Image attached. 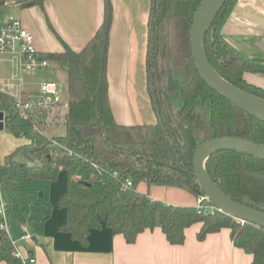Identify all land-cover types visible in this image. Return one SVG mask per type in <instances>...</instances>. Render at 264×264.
<instances>
[{"label":"trees","instance_id":"1","mask_svg":"<svg viewBox=\"0 0 264 264\" xmlns=\"http://www.w3.org/2000/svg\"><path fill=\"white\" fill-rule=\"evenodd\" d=\"M44 0H22L42 6ZM201 0H150L146 52L147 92L156 121L149 125L114 122L107 98L106 56L111 20L110 0H103V21L87 45L74 51L64 45L45 57L67 74L64 107L65 133L52 137L34 130L31 115L24 118L14 99L0 91V110L8 133L24 142L0 160V181L15 189L13 168H22L15 156L31 164L29 178L53 181L66 173L65 191L57 207L65 212L60 230L86 243L91 229L108 227L133 243L146 231L160 228L166 241L181 245L185 230L200 224L197 239L222 228L230 229L236 245L252 255L251 264H264V228L241 222L219 211L174 205L140 193L138 183L174 185L198 195L192 175V155L203 141L240 136L264 145V122L244 112L212 90L199 76L191 53L190 25ZM233 0H227L204 38L207 58L225 80L264 99V87L246 80V73H264V62L238 54L218 34ZM42 116V115H40ZM57 119L51 118V123ZM205 170L231 199L264 211V161L235 151L213 153ZM113 171L117 175L113 176ZM130 179V187L121 185ZM210 202V201H209ZM211 203V202H210ZM0 260L22 264L14 255L11 238L0 230Z\"/></svg>","mask_w":264,"mask_h":264},{"label":"crops","instance_id":"2","mask_svg":"<svg viewBox=\"0 0 264 264\" xmlns=\"http://www.w3.org/2000/svg\"><path fill=\"white\" fill-rule=\"evenodd\" d=\"M110 3L106 76L112 118L125 126L154 124L156 117L147 92L145 67L150 0H110ZM1 14L18 18L33 34L37 50L44 54L60 52L64 45L79 51L101 25L104 3L103 0H44L42 6L25 7L20 1L4 7ZM218 34L238 54L264 62V0H233ZM9 60L13 67L18 64L17 56L0 55V64ZM13 67L10 74H14ZM262 74L255 73V77ZM17 81L9 91H0L10 96L19 90L34 91L23 88L22 78ZM254 82L251 81L262 84ZM5 129L4 126L2 131ZM0 136L10 140L0 145V160L24 142L8 132ZM136 189L168 204L196 206L197 203L196 194L174 185L140 182ZM64 191L65 188L57 193V199L31 227L32 231L22 226L20 235L27 232L30 240H19L20 235L15 239L8 229L9 237L17 240L21 256L34 259L27 264H251L252 255L236 245L230 229L222 228L198 240L200 224L185 230L181 245L168 243L158 227L140 233L133 243H126L121 235L112 234L104 225L91 229L86 243H82L59 229L65 221V212L56 204ZM0 264L5 263L0 260Z\"/></svg>","mask_w":264,"mask_h":264},{"label":"water","instance_id":"3","mask_svg":"<svg viewBox=\"0 0 264 264\" xmlns=\"http://www.w3.org/2000/svg\"><path fill=\"white\" fill-rule=\"evenodd\" d=\"M227 0H201L190 25V47L196 70L212 90L244 112L264 122V99L241 90L221 77L210 64L204 38L214 18ZM4 112L0 110V131L4 129ZM219 151H235L264 161V145L240 136H220L201 142L192 155V175L199 185L198 193L233 218L264 228V211L239 203L226 195L205 170L210 155Z\"/></svg>","mask_w":264,"mask_h":264},{"label":"rangeland","instance_id":"4","mask_svg":"<svg viewBox=\"0 0 264 264\" xmlns=\"http://www.w3.org/2000/svg\"><path fill=\"white\" fill-rule=\"evenodd\" d=\"M12 67L13 63L10 60L1 62L0 89L9 91L14 88L19 77H21L25 83L24 89H33L34 91L39 89L41 81L55 80L62 85L64 89L63 95L66 98L67 74L65 70L60 68L56 63L52 62L48 69L37 71H28L26 69L20 71L18 70V64H16L13 67L14 74H10ZM246 77L250 82L256 81L262 83L258 84L261 86L264 84V74L255 77V73H247ZM7 82L10 83L8 87L6 86ZM64 111L65 110H59L58 113H54L51 118L56 117L57 119L52 123L50 121L49 124L45 123L42 126H38L49 139L64 135ZM0 134H7V130L1 131ZM9 141L7 137L0 136L1 146L8 144ZM15 160L19 163H25V165L22 168L15 167L12 169L11 176L15 182V189H6L1 184V196L4 203L7 205L9 232L11 235H15V239H17L21 231H23L22 226L26 227L29 232L32 231L31 227L55 202L54 200L58 197L57 193L65 188L66 173L65 171H60L57 178L53 181L40 178H29L26 174V170L31 163L19 155L15 156Z\"/></svg>","mask_w":264,"mask_h":264},{"label":"built area","instance_id":"5","mask_svg":"<svg viewBox=\"0 0 264 264\" xmlns=\"http://www.w3.org/2000/svg\"><path fill=\"white\" fill-rule=\"evenodd\" d=\"M20 1L22 0H0V55L11 54L17 56L18 70L20 71L22 69L28 71L48 69L52 62L45 57L44 53L37 50L33 34L13 14H1L4 7ZM18 80L21 81V77ZM63 91L64 89L59 82L55 80H44L40 82L37 91L19 90L12 97L14 99L15 109L24 118H29L33 115L35 122L41 120L43 123L49 124L52 115L64 109L66 105V98L63 95ZM33 128L34 130H39L38 125L35 123ZM49 140L52 144L59 145L56 140L52 138ZM112 174L116 176L117 171H113ZM131 184V180L126 179L122 183L121 188H128ZM1 194L2 185L0 181V230L8 235V210ZM196 207L202 211L216 209L205 195L197 196ZM30 239L31 235L27 232L22 233L19 237V240L28 241ZM11 241L14 246V255L20 259L22 264L34 261L32 257L23 258L17 249V240L11 238Z\"/></svg>","mask_w":264,"mask_h":264}]
</instances>
